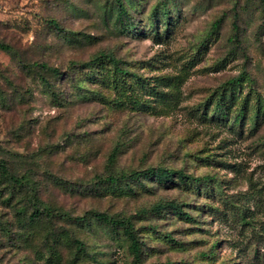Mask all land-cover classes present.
Returning a JSON list of instances; mask_svg holds the SVG:
<instances>
[{"label": "rangeland", "instance_id": "1", "mask_svg": "<svg viewBox=\"0 0 264 264\" xmlns=\"http://www.w3.org/2000/svg\"><path fill=\"white\" fill-rule=\"evenodd\" d=\"M116 1L0 0V42L21 57L0 50V90L12 101L17 91L25 97L13 112L0 111V145L19 174L31 171L44 203L73 217L97 211L131 221L141 264H264L258 0H122L125 27ZM99 56L130 74H117L106 58L81 67ZM116 150V173L162 168L203 181L147 180L131 192L123 183L87 196L56 181L90 186ZM63 225L54 232L83 240L88 252L72 261L62 246L59 264H134L121 230L95 219L89 228ZM40 233L25 244L0 231V264H58L38 247Z\"/></svg>", "mask_w": 264, "mask_h": 264}, {"label": "trees", "instance_id": "2", "mask_svg": "<svg viewBox=\"0 0 264 264\" xmlns=\"http://www.w3.org/2000/svg\"><path fill=\"white\" fill-rule=\"evenodd\" d=\"M263 14L264 21V0H258ZM113 9L116 12V20L122 23L123 26L127 25L126 20H129L130 13L128 7L122 0H117L113 5ZM167 16V12L164 13ZM0 50L15 56L16 59H21L18 53H15L12 46L0 42ZM109 59V63L112 64L113 70L119 75L130 74L128 70L121 68L120 64L113 58L108 56H99L89 62L83 63L82 68L88 69L95 67L96 64L103 65L104 59ZM21 62V60H19ZM28 65V64H27ZM34 68L45 69L47 72H52L54 75H58L57 69H52L47 65H41L37 62L34 63ZM28 71V68H25ZM242 77L232 79L227 85L234 86L240 82ZM48 87L49 82L43 81ZM20 91H17L14 101L10 100L9 96L0 90V111L1 113L13 112L17 107L18 100L23 101V95H20ZM53 96L55 92L52 91ZM25 98V97H24ZM56 99V97H55ZM4 118V117H2ZM2 152L4 154H2ZM119 150L113 151L109 156L108 169L104 173H97L90 179V186H78L74 183L69 184L68 180L60 179L56 180L65 189L71 187L72 193L82 196L87 195H104L105 193L100 187L120 188L123 183L131 192L133 191L132 183L137 182L144 184L147 180L154 181L157 186L167 187L169 184L177 185L180 183L185 185L188 181L192 184L203 181L201 178H190L182 172L173 171L169 169H147L145 171H121L116 173L114 170L115 163L117 162V156ZM12 153L5 150L0 145V201L3 204V211L0 212V231L4 236L12 237V233H19L15 240L25 244H29L32 239V234L36 230H41L39 237L38 247L44 249V253H48L49 257H56L59 261L62 260L60 248L67 246L71 249V260L76 261L80 259L81 255H85L88 249L83 242L69 234V241H65L61 234L54 232V225L63 224H75L77 227L89 228L92 224V220L95 219L101 223L110 225L116 232L120 230L125 237V242L128 245V250L133 256L134 264L142 263L143 244L140 242L137 231L134 224L129 220H114L102 212L88 211L84 216L73 217L71 213L61 207L52 206L48 203H44L41 200V188L38 187V183L33 179L32 173L29 170L22 171L19 174L12 165ZM63 181V182H62ZM177 181V182H176ZM145 187V186H144ZM99 189V190H98ZM174 211H180L178 206H172ZM5 217V220L2 218ZM0 238V246H1ZM30 244H33L32 242ZM38 252H43L41 249ZM74 263V262H73ZM57 264V263H56Z\"/></svg>", "mask_w": 264, "mask_h": 264}]
</instances>
